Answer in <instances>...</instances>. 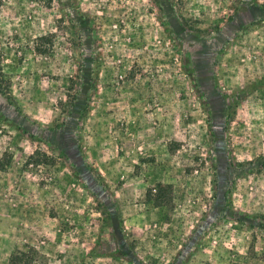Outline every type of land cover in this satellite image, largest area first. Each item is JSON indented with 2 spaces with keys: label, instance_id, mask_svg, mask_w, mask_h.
<instances>
[{
  "label": "rangeland",
  "instance_id": "rangeland-1",
  "mask_svg": "<svg viewBox=\"0 0 264 264\" xmlns=\"http://www.w3.org/2000/svg\"><path fill=\"white\" fill-rule=\"evenodd\" d=\"M0 264H264V0H2Z\"/></svg>",
  "mask_w": 264,
  "mask_h": 264
},
{
  "label": "trees",
  "instance_id": "trees-1",
  "mask_svg": "<svg viewBox=\"0 0 264 264\" xmlns=\"http://www.w3.org/2000/svg\"><path fill=\"white\" fill-rule=\"evenodd\" d=\"M1 2H2V0H0V5H1ZM42 156L44 157L43 159L45 160V159H48V156L47 155H45V154H42ZM42 159V160H43ZM46 161V160H45Z\"/></svg>",
  "mask_w": 264,
  "mask_h": 264
}]
</instances>
